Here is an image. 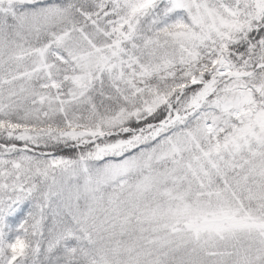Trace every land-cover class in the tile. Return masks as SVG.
<instances>
[{
    "label": "snow or ice",
    "instance_id": "snow-or-ice-1",
    "mask_svg": "<svg viewBox=\"0 0 264 264\" xmlns=\"http://www.w3.org/2000/svg\"><path fill=\"white\" fill-rule=\"evenodd\" d=\"M0 264H264V0H0Z\"/></svg>",
    "mask_w": 264,
    "mask_h": 264
}]
</instances>
